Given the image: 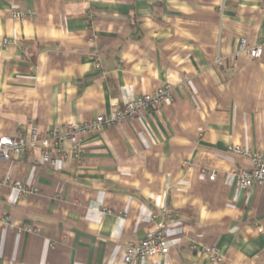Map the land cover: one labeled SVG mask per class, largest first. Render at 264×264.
<instances>
[{
	"label": "crops",
	"instance_id": "0c3cea01",
	"mask_svg": "<svg viewBox=\"0 0 264 264\" xmlns=\"http://www.w3.org/2000/svg\"><path fill=\"white\" fill-rule=\"evenodd\" d=\"M262 37L264 0H0V136L171 87L160 109L87 134L79 166L52 169L37 149L0 161V180L39 188L0 185L12 224L0 221V264H123L160 221L168 253L132 264H210L193 244L222 264H264V187L239 188L232 172L249 159L227 150L264 155V52L239 50Z\"/></svg>",
	"mask_w": 264,
	"mask_h": 264
},
{
	"label": "built area",
	"instance_id": "2783aa9c",
	"mask_svg": "<svg viewBox=\"0 0 264 264\" xmlns=\"http://www.w3.org/2000/svg\"><path fill=\"white\" fill-rule=\"evenodd\" d=\"M28 15H30L29 11H14L12 13V16L17 19ZM7 42V39H3L0 44L5 45ZM239 50H244L250 58L260 57L264 52V37L247 47L245 40L242 39ZM97 66H99L98 60ZM170 100L171 87L169 84H162L154 91L140 96L125 97L120 106L109 115L99 114L83 123L65 122L46 131H39L32 121L23 123L19 125L15 135L0 136V161H9L20 155H31L37 149L42 163L52 169H55L63 160H71L79 166L85 154L83 139L87 134L101 132L106 128L117 127L125 122L133 121L146 111L160 109ZM227 150L235 155L247 156L249 159L247 166L239 167L232 172L237 186L242 189L254 185L264 187V155L253 153L242 145H228ZM214 177L215 173L209 172L208 179L213 180ZM0 185L15 189L22 197L39 193V188L36 185H29L17 179H2ZM103 211L107 212L106 209ZM155 217L156 214L153 213L151 218ZM0 221L4 226H12L10 217L3 212H0ZM17 229L18 231L40 232L39 228L32 225H24ZM257 230L261 232L262 227L257 226ZM166 232V225L160 221L156 229L148 232L141 241L125 247L122 263L132 264L136 260H147L157 254L166 255L169 250ZM192 248L206 255L210 264H222L223 257L214 247L193 244Z\"/></svg>",
	"mask_w": 264,
	"mask_h": 264
}]
</instances>
